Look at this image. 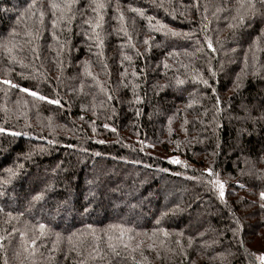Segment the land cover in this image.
<instances>
[{
    "label": "trees",
    "instance_id": "trees-1",
    "mask_svg": "<svg viewBox=\"0 0 264 264\" xmlns=\"http://www.w3.org/2000/svg\"><path fill=\"white\" fill-rule=\"evenodd\" d=\"M31 3L0 0V264H251L264 247L259 0ZM217 173L235 179L223 197Z\"/></svg>",
    "mask_w": 264,
    "mask_h": 264
},
{
    "label": "rangeland",
    "instance_id": "rangeland-1",
    "mask_svg": "<svg viewBox=\"0 0 264 264\" xmlns=\"http://www.w3.org/2000/svg\"><path fill=\"white\" fill-rule=\"evenodd\" d=\"M255 104L256 105H264V99H256L255 100ZM171 157H176V158H178L179 159V161H180V163H172L171 162V160H170V158ZM168 160H169V162H171L172 164H174V165H179V164H182V162H183V160L180 158V157H178V156H170V155H168ZM189 166H191V167H187L186 165H184V168L183 169H181L180 170V172H187V170H193V169H195V168H197V167H199L200 169L199 170H202L203 172H208V171H205L206 169L205 168H203V167H200V166H195V165H193V164H189ZM192 166H195V167H192ZM96 171H101L100 169H98V170H96ZM108 172H113V171H108ZM169 172H172V171H169ZM212 172V171H211ZM216 175V177H215V179H214V182H215V184L217 185V187H219V189H218V192H219V194H220V186H219V184H217L216 182L217 181H220L222 184H223V190H224V195L226 194V191L229 189V186H228V184L230 183V182H233V181H235V179L234 178H232V177H223L221 174H219V173H217V174H215ZM235 177V176H234ZM164 186V185H163ZM159 190V189H158ZM161 191V190H160ZM161 194H162V196H164V198H169V197H174V198H176L177 200H179V197H180V192L179 191H176L175 193H173V191H167L166 190V192H164L163 191V193L161 192ZM175 194L178 196V197H175ZM259 197H261L260 195H259ZM193 198H194V196H193ZM183 205V204H182ZM181 205V206H182ZM209 204H206V205H201V207H199V211H198V213H199V216L196 218V219H198V220H200L201 221V216L202 217H206L207 218V216L209 215V212H210V207L208 206ZM243 207H245V206H242V208ZM187 208V207H186ZM181 209H183L182 210V212H185V213H187L186 212V209H185V206L184 207H181ZM244 210V209H243ZM243 210H241V212H240V218H242V221H241V223H243V225H245V223H247L248 222V220L247 219H250V218H248L247 216L245 217V216H243ZM250 211H251V209H250ZM203 219V218H202ZM244 221V222H243ZM248 229V228H247ZM209 230V229H208ZM208 230L206 229V231H205V234L208 232ZM249 230H251V229H249ZM210 231V230H209ZM264 231V230H263ZM262 231V232H263ZM213 232V231H212ZM262 232H259V234H258V239L257 240H255V242L254 243H257L258 241L260 242V241H262V238H261V240H260V237H261V234H262ZM263 235V234H262ZM244 241H246L245 239H244ZM264 244V243H263ZM258 247V248H257ZM256 248V250H258V251H253V253H252V255H251V257H253V259H254V261L251 263V264H262V262L258 259V256H259V254L261 253V249H264V247H263V245L261 244V245H259V246H257ZM253 254H255V255H253ZM251 257H248V258H251ZM251 259H249L248 261H250Z\"/></svg>",
    "mask_w": 264,
    "mask_h": 264
},
{
    "label": "snow or ice",
    "instance_id": "snow-or-ice-1",
    "mask_svg": "<svg viewBox=\"0 0 264 264\" xmlns=\"http://www.w3.org/2000/svg\"><path fill=\"white\" fill-rule=\"evenodd\" d=\"M259 3H260L262 6H264V0H259ZM33 7H35V0H33V3L29 4V6H28L29 9H32ZM51 7H52L53 9H55V8L58 7V5L53 4V5H51ZM104 7H105V5H103V4H97L96 7L93 8L92 10H93L94 12H97L99 9H102V8H104ZM249 7L253 8V11H255L253 5H249ZM132 11H134V12H139L141 15H143L142 10H140V9H132ZM39 16H40V18H41V20H42V19H43V16H44V12H43V11H40V12H39ZM120 18H121V20H123V15H122V14H121V17H120ZM149 19H151V18H149ZM241 19H242V17H241ZM98 23H99V21H98ZM56 24H57V21H56L55 19H53V20H52V25H53V27H55ZM150 26H151V25H150ZM94 27H95V26H94ZM166 28H167L166 25H163V24H160L159 22H157V29H156V30L160 31V30H165ZM168 31H169L170 34L173 35V36L178 35V33H176L175 31H172V30H168ZM185 35H190V34H185ZM54 38H55V34H54ZM144 43L147 44V43H148V40L146 39V40L144 41ZM13 46H14V45H13ZM208 47H209V48H212V44H211V42L208 43ZM5 50H6L7 52H11V51H12V49L9 48V47H7L6 45H5ZM214 50H215V49H213V51H214ZM13 59H14V57H13ZM4 83H11V82H10V81H4ZM178 83H183V81H178ZM203 83H204V84H207L208 81H207V80H204ZM13 87H19V85H13ZM22 91H24V92H26V93H30V94H31L32 96H34V97L39 95L37 92H35V91H31V90L28 89V88H23ZM39 99H41V100H46V99H48V98H47V97H44V96H39ZM49 102L52 103V104H59V103H60L59 100H51V101H49ZM105 127L107 128L108 125H105ZM4 131H5V129L0 128V132H4ZM112 131H115V129H112ZM11 134H12V135H20V133H15V132H13V133H11ZM170 160H171L172 163H180L179 159L176 158V157H171ZM205 171L211 172L210 169H206ZM9 172H11V169H9ZM12 174H14V173H12ZM216 183L219 184V186H220V196L223 197V196H224L223 184H222L220 181H217ZM260 196H261L262 199H264V192H261V193H260ZM262 206H264V205H262ZM40 227L43 229V228H44V225H40ZM110 247H111V246H110ZM97 255H99V253H97ZM253 255H255V254H253ZM258 259L262 262V264H264V253H261V254L258 256Z\"/></svg>",
    "mask_w": 264,
    "mask_h": 264
}]
</instances>
